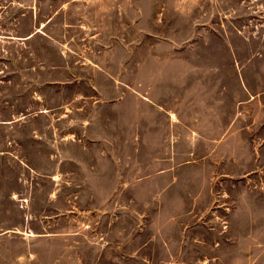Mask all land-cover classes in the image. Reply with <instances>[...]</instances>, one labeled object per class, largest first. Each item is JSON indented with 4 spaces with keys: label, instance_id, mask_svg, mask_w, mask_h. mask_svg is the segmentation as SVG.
<instances>
[{
    "label": "rangeland",
    "instance_id": "374dc122",
    "mask_svg": "<svg viewBox=\"0 0 264 264\" xmlns=\"http://www.w3.org/2000/svg\"><path fill=\"white\" fill-rule=\"evenodd\" d=\"M0 264H264V0H0Z\"/></svg>",
    "mask_w": 264,
    "mask_h": 264
}]
</instances>
